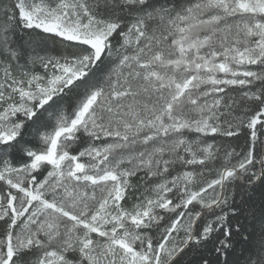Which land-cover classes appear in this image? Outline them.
Wrapping results in <instances>:
<instances>
[{"label":"snow or ice","instance_id":"obj_1","mask_svg":"<svg viewBox=\"0 0 264 264\" xmlns=\"http://www.w3.org/2000/svg\"><path fill=\"white\" fill-rule=\"evenodd\" d=\"M0 264H264V0H0Z\"/></svg>","mask_w":264,"mask_h":264}]
</instances>
